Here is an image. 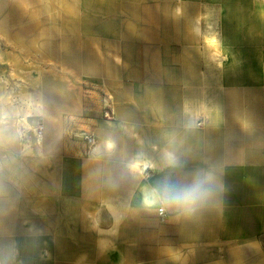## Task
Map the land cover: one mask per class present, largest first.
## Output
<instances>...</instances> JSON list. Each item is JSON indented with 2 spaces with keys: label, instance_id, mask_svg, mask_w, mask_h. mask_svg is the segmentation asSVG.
Wrapping results in <instances>:
<instances>
[{
  "label": "crops",
  "instance_id": "1",
  "mask_svg": "<svg viewBox=\"0 0 264 264\" xmlns=\"http://www.w3.org/2000/svg\"><path fill=\"white\" fill-rule=\"evenodd\" d=\"M117 13L101 21L102 34L92 28L89 48L76 31L73 59H60L108 95L107 118L101 99L73 103V131L93 134L95 145L87 151L58 134L42 156L20 155L13 144L0 151V249L14 247V264H264V0H122ZM197 20L201 33H218L222 68L208 59ZM201 103L209 111L186 128V108ZM108 136L115 154L93 161ZM169 140L187 161L176 178L222 168V218L176 222L139 207L143 188L164 174ZM137 153L156 167L119 179L120 161Z\"/></svg>",
  "mask_w": 264,
  "mask_h": 264
},
{
  "label": "rangeland",
  "instance_id": "2",
  "mask_svg": "<svg viewBox=\"0 0 264 264\" xmlns=\"http://www.w3.org/2000/svg\"><path fill=\"white\" fill-rule=\"evenodd\" d=\"M121 1L0 0V109L6 110L0 113L4 117L0 151L13 144L20 155L42 156L46 144L57 143L58 134L86 147L81 131H73L74 100L95 107L101 99L104 116L108 95L84 81L86 77L64 70L60 59H73L76 31L82 32L83 48H89L88 33L94 28L102 34L106 28L101 21L118 15Z\"/></svg>",
  "mask_w": 264,
  "mask_h": 264
},
{
  "label": "clouds",
  "instance_id": "3",
  "mask_svg": "<svg viewBox=\"0 0 264 264\" xmlns=\"http://www.w3.org/2000/svg\"><path fill=\"white\" fill-rule=\"evenodd\" d=\"M181 9H176V15L181 14ZM194 32L202 39L203 46L208 54V59L216 63L219 68L223 67V60L227 59L223 54L222 42L218 33L209 30L201 33L199 20ZM189 119L185 127L192 129L197 127V121L202 114L209 111L206 104L201 103L199 108H186ZM4 117L0 116V134L4 130ZM241 127L247 130L249 125L241 119ZM169 140L161 150L159 167L164 173L159 180L152 185H147L142 190L139 207L148 213L158 215H170L176 222H200L206 213H213L217 217H223L226 208V198L228 186L224 180L223 170L216 165L206 167H195L183 178H176V173L183 171L187 161L182 158L170 145ZM117 149L116 141L108 136L97 145L91 153L93 161L111 158ZM121 172L119 179L128 177L137 178L142 175L143 170L149 167H156L152 162L144 157L143 153L122 159L120 161ZM100 176V169H94L90 173L91 179ZM107 183L115 185V178L109 176ZM95 228V224L93 225ZM174 260L179 259V255L173 256ZM15 252L12 245H7L0 249V264H14Z\"/></svg>",
  "mask_w": 264,
  "mask_h": 264
},
{
  "label": "built area",
  "instance_id": "4",
  "mask_svg": "<svg viewBox=\"0 0 264 264\" xmlns=\"http://www.w3.org/2000/svg\"><path fill=\"white\" fill-rule=\"evenodd\" d=\"M110 114V107L109 105H106V109L104 110V116L107 118ZM82 141L86 144V150L89 151L91 147H93L96 143V137L89 133V132H83L81 135ZM160 219H164L165 215H158Z\"/></svg>",
  "mask_w": 264,
  "mask_h": 264
}]
</instances>
